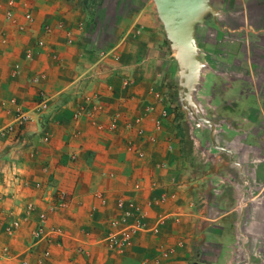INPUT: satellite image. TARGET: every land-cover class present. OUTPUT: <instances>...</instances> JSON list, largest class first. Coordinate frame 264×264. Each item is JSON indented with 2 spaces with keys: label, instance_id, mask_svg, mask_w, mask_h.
Returning a JSON list of instances; mask_svg holds the SVG:
<instances>
[{
  "label": "crops",
  "instance_id": "1",
  "mask_svg": "<svg viewBox=\"0 0 264 264\" xmlns=\"http://www.w3.org/2000/svg\"><path fill=\"white\" fill-rule=\"evenodd\" d=\"M207 1L177 95L153 0H0V264H264V0Z\"/></svg>",
  "mask_w": 264,
  "mask_h": 264
},
{
  "label": "water",
  "instance_id": "2",
  "mask_svg": "<svg viewBox=\"0 0 264 264\" xmlns=\"http://www.w3.org/2000/svg\"><path fill=\"white\" fill-rule=\"evenodd\" d=\"M157 13L164 25L166 36L181 62L182 54L192 57L193 32L195 25L204 22V16L211 10L207 0H153Z\"/></svg>",
  "mask_w": 264,
  "mask_h": 264
},
{
  "label": "rangeland",
  "instance_id": "3",
  "mask_svg": "<svg viewBox=\"0 0 264 264\" xmlns=\"http://www.w3.org/2000/svg\"><path fill=\"white\" fill-rule=\"evenodd\" d=\"M216 4H218V3L216 2ZM154 6H155V4H154ZM227 6L231 7V8H236V4L234 2L228 3ZM109 8H110V3L107 2V4L105 5V10H108ZM155 9H156V6H155ZM262 16L263 15L260 12L256 11V17L259 18V17H262ZM236 20H237V18H228V17H225V16H223L221 18L222 22H224V23L227 22L230 25H234L235 23H237ZM99 22H101L103 25H108L110 23V21L108 20V16H106V13L102 14L99 17ZM164 31H165V29H164ZM165 39L166 40H165V43L163 44V49H164V53H165V56H166V60L167 61L169 60L168 64H171L170 65L171 67H169V68L170 69L174 68L175 71L177 72V76H178L177 80H174V79H171L170 77H168V81L165 83V86L170 92L175 93V94L178 95V85H179V87L181 89V93L183 92V90H185V86L183 84L184 81H182V83L180 82V76H183L185 74V72L188 70V72H190L189 78H192L191 73H192V71L197 69V66L194 65L195 64V62H193L194 60H192V57L187 55V53L181 55V57H180L181 62H179L180 64L175 62L176 53H175V57H173V58L170 57V55L172 54L171 49H173L172 48V44L168 40L167 36L165 37ZM107 40H108L107 33H100L98 35V37H97V42L98 43H103V42H106ZM209 40L212 41V42H214V41L218 42V35L216 33L212 32L210 37H209ZM173 51H174V49H173ZM173 59H174V61H173ZM220 68H221V70H225L226 69L224 64H221ZM168 72H169V70H167L166 74H168V76H170V74ZM179 93H180V91H179ZM174 100H176V99H174ZM178 113H179V117H183L184 116V114L182 113V110H179ZM102 244L105 247L109 246L110 244H112L113 246L116 247V246H122V241L121 240L120 241L116 240V241H114V243H110V240H104L102 242ZM167 256L168 255L166 254L165 258Z\"/></svg>",
  "mask_w": 264,
  "mask_h": 264
},
{
  "label": "built area",
  "instance_id": "4",
  "mask_svg": "<svg viewBox=\"0 0 264 264\" xmlns=\"http://www.w3.org/2000/svg\"><path fill=\"white\" fill-rule=\"evenodd\" d=\"M10 4H12V2H10ZM8 16H10V13H8ZM31 21H32V13L30 11H27L24 14V22H25V24H28ZM51 30H52V28H50L49 26H45L44 30H43V33L44 34H48V33L51 32ZM37 45L41 46L42 42L38 41ZM157 97H158V99H162L163 98L162 95H157ZM43 220H44V218H43V215H42L41 218H39V221L43 222ZM14 227H16V225H13L11 227V229H9V230H12ZM41 230H43V224L38 226V231H41ZM106 240H110V243H114V240H113L112 237H108V238H106ZM111 246L113 247L112 244L109 245L110 248H112ZM43 255H44V257H47L48 256V252L44 251ZM24 264H26V263H24Z\"/></svg>",
  "mask_w": 264,
  "mask_h": 264
}]
</instances>
